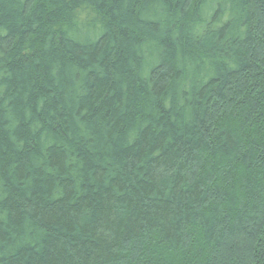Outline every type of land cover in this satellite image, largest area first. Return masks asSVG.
Segmentation results:
<instances>
[{"label":"trees","instance_id":"16d2710c","mask_svg":"<svg viewBox=\"0 0 264 264\" xmlns=\"http://www.w3.org/2000/svg\"><path fill=\"white\" fill-rule=\"evenodd\" d=\"M0 264H264V0H0Z\"/></svg>","mask_w":264,"mask_h":264}]
</instances>
